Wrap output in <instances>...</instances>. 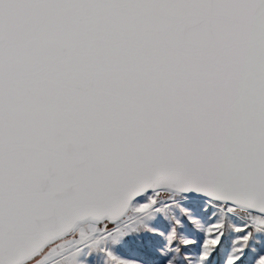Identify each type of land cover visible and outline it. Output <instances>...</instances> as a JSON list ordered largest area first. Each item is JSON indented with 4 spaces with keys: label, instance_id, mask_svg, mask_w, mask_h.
Listing matches in <instances>:
<instances>
[{
    "label": "snow or ice",
    "instance_id": "obj_1",
    "mask_svg": "<svg viewBox=\"0 0 264 264\" xmlns=\"http://www.w3.org/2000/svg\"><path fill=\"white\" fill-rule=\"evenodd\" d=\"M0 264H264V0H0Z\"/></svg>",
    "mask_w": 264,
    "mask_h": 264
}]
</instances>
